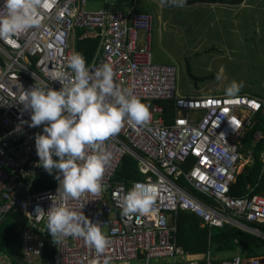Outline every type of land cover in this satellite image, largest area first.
<instances>
[{"label": "built area", "instance_id": "obj_1", "mask_svg": "<svg viewBox=\"0 0 264 264\" xmlns=\"http://www.w3.org/2000/svg\"><path fill=\"white\" fill-rule=\"evenodd\" d=\"M42 27L31 29L8 42L0 40V219L22 213L27 226L22 231V255L15 264H90L95 250L82 238L66 237L53 242L54 258L44 262L48 235L47 211L59 206V182L45 191H35L43 167L35 147V135L44 125L31 127V112L19 101L31 90L34 76L59 90L74 74L67 58L76 52L77 29L99 32L102 41L90 66L94 74L108 63L120 87L134 86L151 112L145 125L126 121L121 131L105 141L112 158L102 179V190L85 192L65 204L101 225L110 244L105 255L111 264H201L179 246L172 219L179 212L194 214L210 229L231 225L264 239L253 225L264 224V194L233 197L239 166L244 160L243 140L254 128L264 102L248 95L229 99L225 95L182 97L177 91L175 66L155 65L150 33L152 17L122 13L108 8L89 11L88 0H43ZM3 0H0L2 6ZM111 102L113 98H108ZM175 101L176 116L166 122L162 102ZM263 135L257 132L254 141ZM127 156L134 157L157 187L151 215L132 218L121 215L118 201L132 188L117 180ZM184 180L203 197L181 184ZM53 197V198H52ZM206 264H217L208 253ZM99 259H103L100 257ZM219 264H264L263 258L237 254Z\"/></svg>", "mask_w": 264, "mask_h": 264}, {"label": "clouds", "instance_id": "obj_2", "mask_svg": "<svg viewBox=\"0 0 264 264\" xmlns=\"http://www.w3.org/2000/svg\"><path fill=\"white\" fill-rule=\"evenodd\" d=\"M160 3L183 8L186 0H160ZM46 6L43 0H3L0 40L8 42L10 38L42 27L41 12ZM132 12L137 13L134 8ZM97 34L102 41L100 33ZM67 67L74 74L73 79L57 78L62 84L59 90L34 76L35 85L19 100L31 112L30 126L44 125L42 133L35 135L38 166L49 175L55 173L59 182L55 196L60 204L56 206L53 202L48 209L46 227L55 243L66 237L82 238L96 253L97 259L90 264H111V257L105 255L110 239L101 225L65 202L79 199L85 192L96 194L102 190L104 172L112 158L105 141L118 134L126 121L147 124L151 112L135 94L134 86L120 87L115 82L110 64H103L91 74L84 56L73 52L67 58ZM215 79L224 81L223 68ZM242 88V81L228 82L224 88L226 98H235ZM156 197L154 184L135 182L118 201L121 215L128 218L151 215Z\"/></svg>", "mask_w": 264, "mask_h": 264}, {"label": "rangeland", "instance_id": "obj_3", "mask_svg": "<svg viewBox=\"0 0 264 264\" xmlns=\"http://www.w3.org/2000/svg\"><path fill=\"white\" fill-rule=\"evenodd\" d=\"M130 2L153 15L152 61L177 68L179 96L225 95V85L235 80L243 82L238 95L264 97V4L252 5V20L249 11L223 7L213 13L208 4L167 11L155 0ZM87 8L130 10L125 0H88ZM221 68L225 79L218 82L215 77Z\"/></svg>", "mask_w": 264, "mask_h": 264}, {"label": "trees", "instance_id": "obj_4", "mask_svg": "<svg viewBox=\"0 0 264 264\" xmlns=\"http://www.w3.org/2000/svg\"><path fill=\"white\" fill-rule=\"evenodd\" d=\"M245 2L246 0H186L184 7L220 3L231 9V7H241ZM259 2L261 5L264 4V0H255L253 2L251 0L249 2L250 8L243 10L251 13L252 20L255 18L252 5ZM164 8L167 11L180 9L171 6H164ZM137 13L144 14L140 11ZM100 44V36H94L84 29H77L76 52L84 56L87 66L92 64ZM241 95L258 98L264 102V97L253 93L244 92ZM161 104L166 110V122L172 123V120L176 116L175 101L162 102ZM257 132H261L264 135V105L263 109L256 117L254 128L248 132L243 140L244 152L248 150L252 152L253 163L246 168L245 173L238 176L237 183L232 187L231 195L233 197L242 196L246 192V188L249 184L256 186L258 176L262 169H264V163L262 161L264 139L258 143L253 142V137ZM145 179L146 176L142 174L138 168L137 160L132 156H127L117 174V180L130 185L135 181H144ZM181 184L195 196L200 198L203 197L185 183L184 180L181 181ZM55 185V173L49 175V173L42 168L36 181L35 191H45L53 188ZM260 191L261 189L258 188V190L253 191L252 194H258ZM176 220L178 227L176 233L178 244L182 246L188 254L194 257L202 258L201 256L207 254L209 251L214 254L223 255L226 253H235L237 250H242L244 254L253 256L260 254L258 251L264 248V240L231 225H225L224 228L220 229H210L208 226L202 227L201 221L187 212H179ZM26 226L27 218L22 213L12 212L7 216L0 226V253L13 254L15 257L22 255V231ZM259 226L264 231V225ZM46 237L47 246L43 258L44 262L52 260L55 255V248L52 245L54 241L49 233Z\"/></svg>", "mask_w": 264, "mask_h": 264}, {"label": "crops", "instance_id": "obj_5", "mask_svg": "<svg viewBox=\"0 0 264 264\" xmlns=\"http://www.w3.org/2000/svg\"><path fill=\"white\" fill-rule=\"evenodd\" d=\"M118 1V0H117ZM126 3H127V6H129L130 10L128 11V13H130L133 8H134V11L135 12H141V13H144V14H148L150 16H152L153 18V15L149 12L150 10L147 9L145 6L144 8H140L138 3H137V7H135V4H132L130 2V0H125ZM251 0H246V2L241 6V7H231V10H236V11H243L244 9H248L250 8L249 7V2ZM253 1V0H252ZM107 2H110V0H107ZM139 2V1H138ZM155 2H160V0H155ZM205 5V4H204ZM210 6V9L212 10V12H216L218 9H222L223 7L225 8H229L228 6L226 5H222L220 3H216V4H208ZM164 8V6H163ZM110 9V8H108ZM165 9V8H164ZM230 9V8H229ZM102 10V9H100ZM111 10V9H110ZM98 11V10H97ZM114 11V10H113ZM119 11V10H118ZM121 12V11H120ZM124 13V12H122ZM158 17V16H157ZM261 133V132H260ZM262 134V133H261ZM263 135V134H262ZM263 139H264V135H263ZM262 140V139H261ZM260 140V141H261ZM259 141V142H260ZM253 142L254 143H258L256 141H254V137H253ZM243 148H244V141H243ZM242 152H243V155H244V160L242 162V164L239 166V173L240 175H242L243 173H245V170L248 166H250L252 163H253V154L250 150H248L247 152H244V149H242ZM262 161L264 163V153L262 154ZM257 185L256 186H253L251 184H249L246 188V192L240 196V197H245L247 194H248V190L249 188H253L254 190L253 191H256L258 190V188L261 189L260 193L258 194H264V169H262V171L260 172L259 176H258V182L256 183ZM253 193V192H252ZM251 193V194H252ZM252 195H256V194H252ZM190 214V213H189ZM191 215H194V214H191ZM195 216V215H194ZM197 217V216H195ZM7 218V216L4 218V219H0V226L1 224L4 222V220ZM198 218V217H197ZM177 219V216L174 217L172 219V225L176 228V231H178V227H177V223H176V220ZM200 221H201V226L202 227H205L204 223L202 222V220L200 218H198ZM260 225H264V224H260ZM255 226L256 228H258L260 231H262L264 233V231L260 228L259 225H253ZM239 229V228H238ZM177 233V232H176ZM253 235V234H252ZM256 236L257 238H260L262 240H264L263 238L257 236V235H254ZM177 237V236H176ZM178 242V240H177ZM180 246V245H179ZM184 253L190 258V259H197L201 262V264H206L207 263V257H208V253H210L212 256L214 255L216 258H217V264L220 263V261H224L225 259H230L232 258L233 256L237 255V254H241L242 256H245L246 258L248 259H256V258H263L264 257V248L260 249V251H258L260 254H256V255H253V256H248L247 254H244V252L242 250H237L235 253H226V254H223V255H218V254H214L212 253L211 251H209L207 254H203V256H201L202 258H198V257H194L193 255L191 254H188L184 248L182 246H180ZM22 252H23V246H22ZM17 257H15L13 254H9V253H0V264H15V259Z\"/></svg>", "mask_w": 264, "mask_h": 264}]
</instances>
